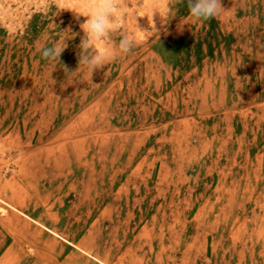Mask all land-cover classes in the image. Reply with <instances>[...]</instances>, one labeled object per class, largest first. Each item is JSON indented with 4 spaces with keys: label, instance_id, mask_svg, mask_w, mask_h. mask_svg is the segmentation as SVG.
<instances>
[{
    "label": "rangeland",
    "instance_id": "374dc122",
    "mask_svg": "<svg viewBox=\"0 0 264 264\" xmlns=\"http://www.w3.org/2000/svg\"><path fill=\"white\" fill-rule=\"evenodd\" d=\"M88 2L0 0V264H264V0H120L91 80Z\"/></svg>",
    "mask_w": 264,
    "mask_h": 264
},
{
    "label": "clouds",
    "instance_id": "9594fccd",
    "mask_svg": "<svg viewBox=\"0 0 264 264\" xmlns=\"http://www.w3.org/2000/svg\"><path fill=\"white\" fill-rule=\"evenodd\" d=\"M70 2H73V0H46V6L60 7ZM177 3L186 4L190 16L195 21H207L217 18L224 11L221 0H163L165 11L171 14ZM119 8L120 0H89L87 11L83 14L75 11L74 8H61V10L67 9L76 13L77 19L81 15L87 17L80 24L84 36L78 45L77 68L80 66L86 67L90 80L95 71L104 69L107 64L114 62L119 56L128 54L136 43V37L133 34L122 35L118 42L110 39V33L116 32L120 28L119 23L116 21V13ZM156 14V10L153 8L151 10V22L148 23L150 31L140 29L136 22V32L141 35L154 33L159 39V30L155 27L153 21V16ZM65 30L69 33V30ZM71 35L74 36L75 34ZM65 40L51 45H41L37 51L43 60L55 62L56 65L62 66L60 68L65 73H72L77 68L74 71H70L60 59L62 52L68 47ZM257 48H264V43L259 41L251 44L249 46L250 53L256 52Z\"/></svg>",
    "mask_w": 264,
    "mask_h": 264
}]
</instances>
